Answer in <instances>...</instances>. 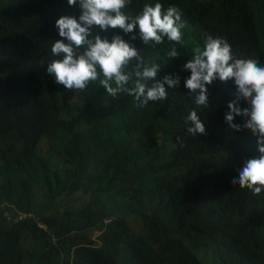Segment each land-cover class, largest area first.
Wrapping results in <instances>:
<instances>
[{
    "label": "trees",
    "instance_id": "1",
    "mask_svg": "<svg viewBox=\"0 0 264 264\" xmlns=\"http://www.w3.org/2000/svg\"><path fill=\"white\" fill-rule=\"evenodd\" d=\"M152 1L132 0V8ZM161 1L202 35L252 52L263 46L264 0ZM49 5L65 11L53 0H19L16 24L2 12L14 5L0 0V264H204L200 251L210 264H264V194L231 183L253 156L241 138L223 143L230 161L192 139L177 143L195 103L184 89L138 108L131 96L56 83L46 71L58 40ZM161 58L181 73L184 61ZM40 140L62 155L53 178L34 148ZM15 209L42 218L49 231L32 220L15 223Z\"/></svg>",
    "mask_w": 264,
    "mask_h": 264
},
{
    "label": "clouds",
    "instance_id": "2",
    "mask_svg": "<svg viewBox=\"0 0 264 264\" xmlns=\"http://www.w3.org/2000/svg\"><path fill=\"white\" fill-rule=\"evenodd\" d=\"M1 1L14 5L2 11L10 22L21 23L19 0ZM53 1L65 10L54 13L49 5L51 38L58 40L51 46L57 59L46 71L56 83L70 91L103 89L115 100L131 96L138 108L166 100V90L184 89L195 103L186 116L188 134L178 136L177 143L192 139L203 152L218 153L230 161L223 143L240 137L238 145L253 156L237 165V179L231 183L251 196L264 194L263 40L259 51L252 52L248 46L228 43L223 35H202L180 8L161 0L143 3L138 10L132 8V0ZM162 55L179 65L184 61L181 73L170 72ZM212 87L217 88L213 103ZM203 111L206 116L201 115ZM41 141L47 143V152L38 146ZM100 146L112 149L106 142ZM34 148L50 168L48 178H53V161L62 164L59 149L54 156L46 140L37 141ZM16 211L15 223L32 220L39 229L49 231L42 218Z\"/></svg>",
    "mask_w": 264,
    "mask_h": 264
},
{
    "label": "rangeland",
    "instance_id": "3",
    "mask_svg": "<svg viewBox=\"0 0 264 264\" xmlns=\"http://www.w3.org/2000/svg\"><path fill=\"white\" fill-rule=\"evenodd\" d=\"M38 146L39 147H42V151H44V152H47V150H48V148H47V143L45 142V141H41V142H39L38 143ZM53 163L54 164H56V169H59L60 168V165H59V163H57V162H55V161H53ZM63 164V163H62ZM53 180V179H52ZM54 183L56 184V181L54 180ZM98 235H99V233H97V232H93V233H91L90 234V237L92 238V240H94L95 238V240H97L98 241ZM198 256H199V258L204 262V264H210L211 263V261H212V258L210 257H207L206 255H205V252H202V251H200V252H198Z\"/></svg>",
    "mask_w": 264,
    "mask_h": 264
},
{
    "label": "built area",
    "instance_id": "4",
    "mask_svg": "<svg viewBox=\"0 0 264 264\" xmlns=\"http://www.w3.org/2000/svg\"><path fill=\"white\" fill-rule=\"evenodd\" d=\"M31 218V216H23L21 219Z\"/></svg>",
    "mask_w": 264,
    "mask_h": 264
},
{
    "label": "bare ground",
    "instance_id": "5",
    "mask_svg": "<svg viewBox=\"0 0 264 264\" xmlns=\"http://www.w3.org/2000/svg\"><path fill=\"white\" fill-rule=\"evenodd\" d=\"M214 13V12H213ZM224 16V15H223Z\"/></svg>",
    "mask_w": 264,
    "mask_h": 264
}]
</instances>
